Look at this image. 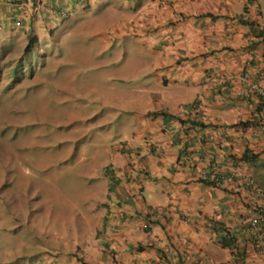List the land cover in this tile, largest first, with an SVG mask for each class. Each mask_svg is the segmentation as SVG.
<instances>
[{
	"label": "crops",
	"instance_id": "crops-1",
	"mask_svg": "<svg viewBox=\"0 0 264 264\" xmlns=\"http://www.w3.org/2000/svg\"><path fill=\"white\" fill-rule=\"evenodd\" d=\"M145 1L152 8L145 6L150 16L140 31L151 43V82L140 88L132 135L105 148L103 206H92L96 214L69 234V246L90 264H237L242 256L264 264L248 246L242 180L252 175L264 191V126L234 124L263 99L248 93L252 78L264 87V42L247 24L264 21L261 7L256 0ZM69 4L76 2L0 0V43L42 30L41 11L69 17ZM243 69L247 81L228 78ZM245 149L257 155L236 164ZM202 170L237 174L216 186L201 179Z\"/></svg>",
	"mask_w": 264,
	"mask_h": 264
},
{
	"label": "rangeland",
	"instance_id": "rangeland-1",
	"mask_svg": "<svg viewBox=\"0 0 264 264\" xmlns=\"http://www.w3.org/2000/svg\"><path fill=\"white\" fill-rule=\"evenodd\" d=\"M72 2L39 13L30 49L20 31L0 43V264H81L69 234L104 200L105 148L132 135L151 82V2Z\"/></svg>",
	"mask_w": 264,
	"mask_h": 264
},
{
	"label": "built area",
	"instance_id": "built-area-1",
	"mask_svg": "<svg viewBox=\"0 0 264 264\" xmlns=\"http://www.w3.org/2000/svg\"><path fill=\"white\" fill-rule=\"evenodd\" d=\"M236 171H231L228 175H224L217 177L219 175H213L208 173L205 170L200 172V177L203 179L213 178L217 184L220 183L222 179L225 177H232L236 175ZM243 184L249 187V191H251V195L247 198V207H246V215L247 219V226L248 231L250 234V243L249 248L254 251L255 253L261 254L264 256V204L259 205L257 201V197L255 194H262L264 193L263 189L257 185L254 177L251 175H242Z\"/></svg>",
	"mask_w": 264,
	"mask_h": 264
},
{
	"label": "trees",
	"instance_id": "trees-1",
	"mask_svg": "<svg viewBox=\"0 0 264 264\" xmlns=\"http://www.w3.org/2000/svg\"><path fill=\"white\" fill-rule=\"evenodd\" d=\"M247 24H249L250 28H251V32L253 33L254 36H256L257 38L259 37V39L263 42H264V21L263 22H260L258 20V22L256 21H248ZM37 40V37L36 36H31L29 39H28V43L26 44L25 46V50H28L30 49L31 47H33L34 45V42H36ZM252 59V57H251ZM251 109H254L253 110V113H252V116L251 118H247V119H242L236 123H234L235 125H240L242 127H247L249 125H256V126H264V101L262 99H260L259 101L255 102V105H254V108L251 107ZM191 122H197L198 124H203L201 122H198V121H193V120H189ZM262 150L264 152V136H263V145H262ZM257 153H252V152H249L248 149H245V151L242 153V156L240 157H237L236 160V164H240V162H242L243 160H248V159H251L253 158L254 156H256ZM231 171L227 172V173H223V172H213V173H210V174H213V175H219L217 177V180H219V177L221 176H224V175H228ZM229 177H225L224 179H222L220 181V184L223 183V181L225 179H227ZM204 182H206L207 184H213V185H216V186H219L220 184H217V182L213 179V178H208V179H203L201 178ZM264 195V194H263ZM257 202V201H256ZM259 205H262L264 204V196H263V200H261L260 202H258ZM249 233V231H248ZM233 241L232 239H228V241L226 242V244L228 246L232 245ZM225 244V243H224ZM249 246V245H248ZM245 258L247 257H241V261L238 262L239 259H236L235 261L238 262L237 264H246L245 263ZM79 260L81 262V264H90L88 263L87 261H85L83 258L79 257Z\"/></svg>",
	"mask_w": 264,
	"mask_h": 264
},
{
	"label": "clouds",
	"instance_id": "clouds-1",
	"mask_svg": "<svg viewBox=\"0 0 264 264\" xmlns=\"http://www.w3.org/2000/svg\"><path fill=\"white\" fill-rule=\"evenodd\" d=\"M251 2H253L254 3V5H256V3H255V0H248L247 1V6H249V5H252L251 4ZM260 21V20H259ZM261 22V21H260ZM15 26L16 27H18V26H20L21 27V22L19 21V20H15ZM31 36H36L37 37V35H36V33H34V34H31V32L27 35V37H28V39L31 37ZM256 37V36H255ZM37 41V40H36ZM35 43L36 42H34V45H35ZM33 45V46H34ZM246 64H249V65H252L253 63L251 62V60H247L246 61ZM249 72L247 71V69L246 70H242L240 73H238V74H233V75H230V76H228V78H231L232 79V77H234V75H237V77L238 78H240L239 80H245V81H247L248 80V76H249ZM253 80V81H252ZM252 80H249V82H248V84H249V86H248V88L250 89V91L248 92V93H250V92H253V93H255V94H257L258 96H261V97H263V101H264V87L263 86H261V85H259L253 78H252ZM206 171V170H205ZM246 175V174H245ZM247 175H249V174H247ZM252 176V175H251ZM253 177V176H252ZM255 179V178H254ZM111 180V179H110ZM255 181H256V179H255ZM256 183H257V181H256ZM220 184V183H219ZM222 184V183H221ZM220 184V185H221ZM245 186V185H244ZM260 186V185H259ZM245 187H247V186H245ZM248 188V194H250L251 195V191H249V187H247ZM262 188V187H261ZM260 194V193H259ZM264 194V193H263ZM249 195V196H250ZM255 195H257V193L255 194ZM260 195H262V194H260ZM248 196V197H249ZM262 196H264V195H262ZM246 206L245 207H247V205H248V203H247V201H246V204H245Z\"/></svg>",
	"mask_w": 264,
	"mask_h": 264
}]
</instances>
